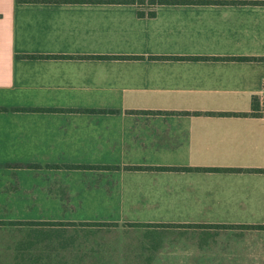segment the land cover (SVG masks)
I'll return each instance as SVG.
<instances>
[{
  "label": "crops",
  "instance_id": "1",
  "mask_svg": "<svg viewBox=\"0 0 264 264\" xmlns=\"http://www.w3.org/2000/svg\"><path fill=\"white\" fill-rule=\"evenodd\" d=\"M142 1L0 0V264H264V0Z\"/></svg>",
  "mask_w": 264,
  "mask_h": 264
},
{
  "label": "trees",
  "instance_id": "2",
  "mask_svg": "<svg viewBox=\"0 0 264 264\" xmlns=\"http://www.w3.org/2000/svg\"><path fill=\"white\" fill-rule=\"evenodd\" d=\"M99 3H104V4H138V5H144L145 1L139 0H100ZM211 2H203V1H184V2H179V1H168V0H152L149 2V4H152L153 6L156 5H175V4H209ZM237 2L234 3H228V2H218L217 4H221V5H227V4H236ZM238 4H251V5H260L263 4V2H238ZM155 13H151V16H154ZM100 58H105V57H100ZM115 58H125V57H115ZM126 58H130V57H126ZM172 59V58H169ZM174 59H194V60H199V59H205V58H174ZM226 60H237V61H253L256 60L255 58H249V57H238V58H226ZM262 103L256 99H254L253 101V106L252 109L255 111H259V112H264V108L261 105ZM218 115H223V116H246L248 114H218ZM79 168H89V169H95L97 167L95 166H77ZM140 169V168H137ZM163 170L169 169V168H161ZM182 170L185 171H192V168H183ZM196 170H208V169H196ZM210 171H214V172H237V171H241V170H237V169H209ZM193 226H199V225H190L189 227H193ZM211 227H218V228H227V227H233L230 225H214ZM243 227H250V226H243ZM264 228V227H262Z\"/></svg>",
  "mask_w": 264,
  "mask_h": 264
},
{
  "label": "rangeland",
  "instance_id": "3",
  "mask_svg": "<svg viewBox=\"0 0 264 264\" xmlns=\"http://www.w3.org/2000/svg\"><path fill=\"white\" fill-rule=\"evenodd\" d=\"M65 160H63V162H61L62 164H68L69 162V159L70 158H64ZM89 174V175H88ZM97 176H105V175H100V174H93V173H87L86 175H84L83 177L81 176H78V177H72V178H69L73 181H80L82 180L83 182H86L87 180L89 181H92V182H96V180H98ZM101 179H104L106 180L107 178H101Z\"/></svg>",
  "mask_w": 264,
  "mask_h": 264
}]
</instances>
